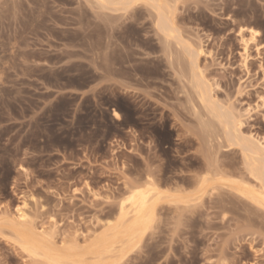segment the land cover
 I'll return each mask as SVG.
<instances>
[{"label": "rangeland", "instance_id": "rangeland-1", "mask_svg": "<svg viewBox=\"0 0 264 264\" xmlns=\"http://www.w3.org/2000/svg\"><path fill=\"white\" fill-rule=\"evenodd\" d=\"M174 7L183 39L203 47L197 65L215 100L264 145V0ZM240 32L256 35L247 51ZM167 59L143 5L107 21L84 0H0V264H48L24 253L5 222L18 206L26 230L64 254L85 253L146 177L185 197L211 162L225 179L256 186L219 126L201 129L190 100L204 111ZM210 187L191 208L161 199L121 264H264V211Z\"/></svg>", "mask_w": 264, "mask_h": 264}, {"label": "bare ground", "instance_id": "bare-ground-1", "mask_svg": "<svg viewBox=\"0 0 264 264\" xmlns=\"http://www.w3.org/2000/svg\"><path fill=\"white\" fill-rule=\"evenodd\" d=\"M84 1L87 7L95 12L99 18L102 17L107 21L111 17H115L117 20L125 17L138 5H143L148 11L150 10L153 27L160 38L163 51L170 62V66L173 67L175 75L189 85L194 100L201 105L204 111L205 115L201 116L192 99H189L201 129L213 135L219 126V132H222L228 147L237 146L239 148L243 170L246 171L244 172L247 173L248 178L250 177L256 183V186H249L250 183L242 182L243 179L237 182L225 179L211 162L206 165V174L199 175L198 179H193L195 187L197 186L198 188L197 191L185 197L172 196L169 191H160L158 186L160 183L157 184L156 182L158 181L155 182L150 177H146L145 185L142 188L137 187L130 192L124 202L119 205L115 222L105 224L104 230L92 238L91 248L85 253L64 254L54 246L50 240L51 237H48L43 232L37 233L32 229L26 230L27 217L22 207L18 206L15 208L14 219H6L5 222L12 226L16 234V241H18L17 243L24 253L29 257L41 258L48 264H103L106 261L112 264H121L120 261L125 254L142 239L143 234L153 225L156 207L161 199L166 198L176 203L184 202L183 204L191 208L199 202L200 195L208 186L218 183L264 211V145L260 144L258 140L256 144L253 139L251 141L244 137L241 131L242 122L236 118L237 116L234 115L232 110L228 109V107L225 108L223 104L215 100L213 85L206 80L197 65L198 57L204 53L203 47L200 44L192 45L183 39L181 30L178 29L177 24L175 25L176 10H174V0ZM255 37L256 35L252 33L251 39H246L243 33L240 34L244 51H247L250 47L249 44L255 40ZM113 117L116 120L120 119V115L116 111H113ZM203 136L206 138L205 133ZM188 179L186 181L184 179V181L186 183L187 181L190 182V180L193 182L192 177L190 180ZM181 181L184 183L183 179ZM180 186L183 190L184 187ZM190 186L192 185L190 184ZM209 190H212V188L210 187ZM209 190L206 191L208 192ZM71 249L77 251L79 247L74 244ZM87 256L91 259L90 262L87 261Z\"/></svg>", "mask_w": 264, "mask_h": 264}]
</instances>
